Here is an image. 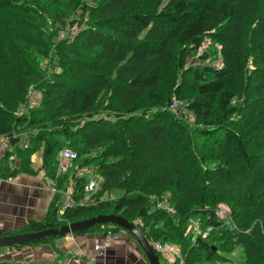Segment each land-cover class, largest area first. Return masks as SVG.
<instances>
[{
	"label": "trees",
	"instance_id": "trees-1",
	"mask_svg": "<svg viewBox=\"0 0 264 264\" xmlns=\"http://www.w3.org/2000/svg\"><path fill=\"white\" fill-rule=\"evenodd\" d=\"M207 38L220 66L200 52ZM0 140V180L34 174L42 152L58 191L43 221L0 236L114 214L185 264L227 262L239 247L264 264V0H0ZM62 149L77 159L57 175ZM82 169L98 180L94 203L64 209L72 184L86 196ZM194 221L211 229L195 241Z\"/></svg>",
	"mask_w": 264,
	"mask_h": 264
},
{
	"label": "crops",
	"instance_id": "crops-1",
	"mask_svg": "<svg viewBox=\"0 0 264 264\" xmlns=\"http://www.w3.org/2000/svg\"><path fill=\"white\" fill-rule=\"evenodd\" d=\"M42 164V156L35 154L34 174L20 173L0 182V234L20 230L29 221H43L47 217L54 192ZM99 236L73 234L52 243L0 248V264H149L129 234H123L103 254L95 250ZM162 257L167 262L164 264L174 261L172 252Z\"/></svg>",
	"mask_w": 264,
	"mask_h": 264
},
{
	"label": "built area",
	"instance_id": "built-area-1",
	"mask_svg": "<svg viewBox=\"0 0 264 264\" xmlns=\"http://www.w3.org/2000/svg\"><path fill=\"white\" fill-rule=\"evenodd\" d=\"M182 104L180 102L174 101L172 105H170V110L176 112L178 115H185V109L182 108ZM7 143V144H5ZM4 145L1 152L6 151L8 149V142L4 140L1 144ZM0 152V153H1ZM77 159V153L70 149H62L59 153V164H58V171L57 175L64 174L68 172L70 163L72 160ZM89 175V182L85 186V198L81 201L76 200L73 197V184L65 193V200H64V209L66 208H73L77 206H85L94 203L93 195L95 194L98 188V180L95 178V174L89 169H82L77 173V177ZM50 180V179H49ZM2 180H0L1 182ZM50 185L52 191L57 193L56 182L50 180ZM230 208L225 204H220L219 206V218L220 220L229 223L230 222ZM211 230V229H210ZM125 234L124 230H120L118 232H110L106 235H100L97 243L95 245V250L98 254H103L110 246H112L115 242L119 241L122 238V235ZM152 246L154 250L164 253L172 252L174 254V261H178V264H185V255L181 252L180 249L176 250V247L173 246L171 243H161V242H153Z\"/></svg>",
	"mask_w": 264,
	"mask_h": 264
},
{
	"label": "water",
	"instance_id": "water-1",
	"mask_svg": "<svg viewBox=\"0 0 264 264\" xmlns=\"http://www.w3.org/2000/svg\"><path fill=\"white\" fill-rule=\"evenodd\" d=\"M114 224L122 228L126 233L132 236L137 245L143 251L149 264H162L160 257L147 240L146 236L139 227L128 221L122 216L99 215L97 217L88 218L81 221H76L61 228H52L39 232L20 233L13 235L0 236V248L28 246L44 241L46 238H61L73 235L83 230H87L99 224Z\"/></svg>",
	"mask_w": 264,
	"mask_h": 264
},
{
	"label": "rangeland",
	"instance_id": "rangeland-1",
	"mask_svg": "<svg viewBox=\"0 0 264 264\" xmlns=\"http://www.w3.org/2000/svg\"><path fill=\"white\" fill-rule=\"evenodd\" d=\"M76 25H74L73 27H70V29H66L65 31H61L62 34L66 35L68 33L70 34H74L76 32ZM220 46L213 43L212 40L210 38H207L203 44V47L200 49V52L203 53V52H210V53H213L214 56H215V61L213 62V64L215 66H220V64H222L223 62V59L222 57L220 56V52H219V49ZM196 60H199V58H195L194 61ZM48 62H44V64H47ZM30 104L31 105H35L37 102H39L40 98H41V95L37 92V90H32L31 93H30ZM30 104H28L29 106H31ZM27 105H25L24 107H26ZM23 107V110L20 111L21 114L24 112L25 108ZM4 142V140H0V152L2 151L4 145H1L2 143ZM7 144V143H5ZM10 147H8L9 149ZM7 149V150H8ZM5 154V151L1 152L0 153V162L3 158ZM39 154V156H42V152H39L37 153ZM36 154V155H37ZM33 159V158H32ZM34 162L36 163V159H34ZM43 165V164H42ZM163 205L167 206V203H164ZM230 224V222L228 223ZM209 231H211L210 229L206 230V232H204V230H202L201 228V225L197 222V221H194L190 224V228H189V234L192 235V238H193V241H195V239L198 237V236H205V234H207ZM192 233V234H191ZM125 234H128L125 232ZM174 246V245H173ZM176 250H178L176 248ZM228 261L227 262H218V263H215V264H245V254H244V251L241 247H239L236 251H234L230 256H228ZM162 261V264L164 263H167L165 260H163V258L161 259ZM208 264V263H206Z\"/></svg>",
	"mask_w": 264,
	"mask_h": 264
},
{
	"label": "bare ground",
	"instance_id": "bare-ground-1",
	"mask_svg": "<svg viewBox=\"0 0 264 264\" xmlns=\"http://www.w3.org/2000/svg\"><path fill=\"white\" fill-rule=\"evenodd\" d=\"M88 219V218H87ZM192 234V233H191ZM107 255H108V252H107Z\"/></svg>",
	"mask_w": 264,
	"mask_h": 264
}]
</instances>
